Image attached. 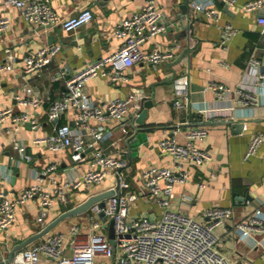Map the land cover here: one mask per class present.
I'll return each instance as SVG.
<instances>
[{
    "label": "crops",
    "instance_id": "crops-1",
    "mask_svg": "<svg viewBox=\"0 0 264 264\" xmlns=\"http://www.w3.org/2000/svg\"><path fill=\"white\" fill-rule=\"evenodd\" d=\"M247 1L237 0L235 5L227 7L219 0L216 6L220 16L210 19L204 12L195 10L191 0H159V7L165 12L166 27L150 38L145 47L178 46L177 56L157 64L140 61L128 68L129 78L125 81L116 83L99 75L86 82V94L97 103L126 97L132 90L139 97L131 102L130 111L122 120H109L102 125V139L96 140L84 131L87 141L94 143L87 147L83 159L73 161L69 150L54 152L33 138L53 132L65 121L82 130L75 110L66 111L59 119H51L47 109L54 100L64 96L69 75L87 62L118 49L122 40L115 34V26L139 9L145 0H51L55 10L64 16L89 7L94 17L71 31L57 25L40 34L33 33V25L20 15L16 6L0 0V17L11 18L9 27L0 35V59L13 63V69L0 77V107L11 106L16 113L27 111L39 121L35 127L28 121L9 119L0 122V191L12 196L35 181L49 186L48 178H36V170L52 160L59 163L57 172L61 181L80 176L89 167L93 153L102 147L129 160L125 177L138 193L131 214L157 217L163 208L148 195L142 170L151 163L172 162V157L158 146L161 137L168 134L185 141L191 127L206 126L208 135L198 140V144L211 152L212 159L203 166H191L188 182L176 185V196L170 208L206 221L205 210L210 206H231L233 217L216 228L220 235L217 248L230 260L264 264V249L256 243L261 234L243 238L234 226L236 221L246 218L264 203V141L255 154L248 159L244 157L254 134H264V78H259L260 71L264 70V24L258 19L264 10L242 9V4ZM226 22H231L237 32L223 43L222 25ZM52 44H59L60 50L45 68L41 72L26 73L24 56ZM182 54L181 60L175 62ZM253 57L259 58L260 62L251 63ZM174 69L177 70L175 76H189L188 105L174 104L179 98L169 79ZM57 74L59 77L55 78ZM212 80L225 82L230 90L222 96L217 95L208 87ZM240 87L251 92L254 99L245 100L237 91ZM37 93L42 96L38 108L23 105L16 98V95ZM144 96L151 101L148 113L143 123L134 125L133 117L138 115ZM16 140L23 142L31 158L24 157ZM114 180L110 171L101 182L70 191L66 203L57 201L51 206L47 219L50 221L91 193L108 189ZM202 181L205 182L203 185L200 184ZM40 210L37 198L18 207L16 222L0 232V257H8L15 244L40 230L37 220ZM74 215L67 217L69 223L83 222L87 229L86 220ZM64 224L62 228L68 225ZM46 237L47 234L28 245ZM40 264L56 262L44 260Z\"/></svg>",
    "mask_w": 264,
    "mask_h": 264
},
{
    "label": "built area",
    "instance_id": "built-area-1",
    "mask_svg": "<svg viewBox=\"0 0 264 264\" xmlns=\"http://www.w3.org/2000/svg\"><path fill=\"white\" fill-rule=\"evenodd\" d=\"M219 0H191L198 12H204L210 19H218ZM226 5H235L237 0H222ZM5 3L18 8L20 15L31 25L33 33L61 25L71 31L91 21L94 12L85 7L68 16L60 14L51 0H4ZM242 9L249 11L264 10V0H248ZM165 12L159 7V0H145L144 4L132 15L124 17L115 26V34L122 40L117 50L100 56L74 71L66 79L67 88L61 99L54 100L47 109L51 119H59L68 110H75L82 130L75 129L70 122H61L53 132L37 135L33 139L38 144L47 146L54 152L69 150L73 161L84 158L85 151L94 142H88L84 131H88L96 140L102 139L103 124L109 120H122L130 111V104L139 97L131 91L126 97H115L102 102L93 101L85 92L86 82L95 76H107L113 82L128 80V68L140 61L154 64L175 58L178 46L172 48H146L145 43L166 27ZM264 24V14L259 16ZM11 22L9 16L0 17V35ZM237 32V28L226 22L222 25L223 43ZM60 50L59 44L43 45L36 51L24 56L23 69L26 73L41 72ZM251 63L257 64L260 59L253 57ZM13 69L12 61L0 59V77ZM58 74L55 78H58ZM264 78V70L259 73ZM208 87L222 96L230 87L223 81L212 80ZM174 92L179 98L175 106L189 104L190 80L188 74H179L173 80ZM32 91L31 87H28ZM242 97L249 101L254 97L251 92L238 88ZM23 105L38 108L42 96L31 94L16 95ZM28 121L32 127L38 125L36 117L27 111L16 113L11 106L0 107V122ZM94 122V123H93ZM208 135L206 126H194L186 132V140L179 141L174 135H165L158 141L162 152L172 157L170 164L151 163L142 170L143 184L150 197L154 198L163 211L160 216L131 214L133 201L138 193L130 186L125 177L129 160L115 156L104 148L96 150L90 158L89 167L80 176H71L61 181L58 175L59 163L56 160L47 162L36 170V178H48L49 186L35 181L12 196L0 191V232L12 226L17 219V209L21 204L37 198L40 212L37 220L40 229L47 219L51 206L57 202L66 203L70 191L89 187L104 180L111 171L115 180L109 187L113 194L93 202L81 215L87 224L71 221L66 228L52 229L47 237L16 250L12 259L0 257V264H40L54 261L56 264H245L241 260H230L217 245L220 235L216 231L219 225L225 224L233 217V208L226 205H212L205 210L206 221L198 220L190 214L170 208L176 196V185L188 182L191 166H203L212 159L211 152L198 144ZM264 141L263 133H256L250 140L244 157L250 158ZM16 146L24 157L31 158L25 145L20 140ZM202 181L200 184L203 185ZM108 188V189H109ZM92 194V193H91ZM82 213V212H81ZM78 213V214H81ZM84 220V221H85ZM82 221V220H81ZM83 224V225H82ZM235 229L243 238L261 234L256 243L264 249V203L255 208L246 218L235 222ZM111 227L114 236H110Z\"/></svg>",
    "mask_w": 264,
    "mask_h": 264
},
{
    "label": "water",
    "instance_id": "water-1",
    "mask_svg": "<svg viewBox=\"0 0 264 264\" xmlns=\"http://www.w3.org/2000/svg\"><path fill=\"white\" fill-rule=\"evenodd\" d=\"M228 7V5H227ZM183 57L180 56L176 61L181 60V58ZM172 64H174V61L172 62ZM176 69H174V74L170 79V81L174 80V77L176 75ZM148 96H144L141 100V107L138 110V115L133 117L132 123L134 125L138 124V123H143L144 122V118L148 113V107L150 106L151 101H148ZM115 192L114 189L109 188V189H105V190H101L95 193L90 194L86 199H84L82 202L62 211L60 214H58L57 216H55L53 219H51L43 228H41L40 230L34 232L33 234H31L30 236H28L26 239H24L23 241L15 244L9 253V256L7 257L8 259H12L13 256L16 253V250H18L21 247L27 246L29 243L33 242L34 240L38 239L39 237L45 235L46 233H48L49 231H51L57 224H59L63 219L67 218L68 216L74 215V214H78L81 213L83 211H85L87 208H89V206L95 202L100 200L101 203H103V199L107 196H109L110 194H113ZM110 236L113 237L114 236V231L113 228L111 227V232H110Z\"/></svg>",
    "mask_w": 264,
    "mask_h": 264
},
{
    "label": "rangeland",
    "instance_id": "rangeland-1",
    "mask_svg": "<svg viewBox=\"0 0 264 264\" xmlns=\"http://www.w3.org/2000/svg\"><path fill=\"white\" fill-rule=\"evenodd\" d=\"M82 214H84L83 212L81 213V214H77V215H74L76 218H78L79 216H81ZM69 221H70V219H64L63 221H61L59 224H57L56 226L57 227H62V226H64L65 224L64 223H66V224H68L69 223Z\"/></svg>",
    "mask_w": 264,
    "mask_h": 264
}]
</instances>
